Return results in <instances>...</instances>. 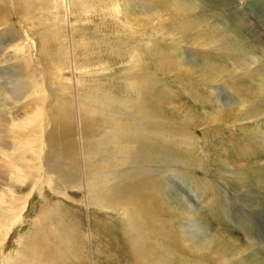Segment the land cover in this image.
Instances as JSON below:
<instances>
[{"label":"bare ground","instance_id":"6f19581e","mask_svg":"<svg viewBox=\"0 0 264 264\" xmlns=\"http://www.w3.org/2000/svg\"><path fill=\"white\" fill-rule=\"evenodd\" d=\"M140 4L145 9L162 6V13L172 14L168 22L157 26L163 31L171 27V43L158 42L159 49L151 48L146 54L160 68L171 70L168 74L184 89L163 84L149 72L148 60H140L138 69L131 74L123 71L117 79L126 91L135 93L134 100L83 92L78 85L88 67L80 64L96 60L92 59L95 53L108 52L111 63L113 52L120 49L121 23L134 21ZM195 4L191 0H0V264H121L120 255L110 249L104 236L108 226L115 228L116 217L133 223L136 237L130 238L129 250L142 264H204L193 256L201 254L210 263L246 264L239 260L243 249L237 238L220 228L206 233L193 218V206L183 212L162 197L171 182L163 177L161 164L172 162V141L186 140V126L194 128L196 138L207 135L213 143L227 132L228 141L224 138L220 144L219 140L222 147L214 149L218 168L225 174L245 169L253 176L264 174L260 164L264 159V65L245 51L231 30L215 23L206 27L184 16ZM73 13L83 17L97 13L100 30L96 34L80 30L76 39V28L60 24V17ZM12 18L17 32L11 29ZM140 20L146 24L144 18ZM109 29L116 35L117 47L114 42L107 45L103 31ZM181 50L195 60L184 61ZM213 89L222 90L224 99L215 98ZM23 101L21 113L8 109L12 102ZM132 128L139 131L134 142L129 138ZM236 158L245 160V165L235 171ZM148 162L153 167H146ZM176 173L211 212L220 216L227 210L230 200L220 196L218 189L217 194L213 181L205 180L206 173L202 179ZM13 182L19 184L18 191ZM21 188L28 193L21 194ZM35 195L39 204L33 203ZM162 206L180 212L178 233L170 213L167 218L159 214ZM32 209L35 216L29 221ZM256 210L246 213L251 216ZM27 225L31 231L21 236ZM66 243L76 260L67 253ZM184 251L188 254H180Z\"/></svg>","mask_w":264,"mask_h":264},{"label":"rangeland","instance_id":"374dc122","mask_svg":"<svg viewBox=\"0 0 264 264\" xmlns=\"http://www.w3.org/2000/svg\"><path fill=\"white\" fill-rule=\"evenodd\" d=\"M128 1H131V0H128ZM191 2H192V5H193V3L194 4L196 3L193 7L194 10H192V12H188L187 13L188 15H184V16H188L190 19L194 18V20H196V22H198V24L200 23L201 25L206 26V27H207V25L210 26L213 23H215V24H217V26L220 25V27H222V28L231 30L236 35L237 40L243 46L245 51L247 53L250 52L251 54H254L253 56L256 57V59H258L259 65L260 64L264 65V0H191ZM111 5H114V3ZM140 6L141 7L137 10L138 14L136 13L135 17L139 23L142 20V19L140 20V18H144V23H146V24H143L142 23L143 21H141V23L139 24L136 21V19L134 20L135 22L131 19L130 22L128 20H125L128 23L127 22L121 23V30L119 31V34H118V36L120 37V42L118 45V46H120V49H118L117 52H113V54L115 56H113L111 63H109L107 61V59L111 57V54L108 52L106 54H104V53H100V54L97 53L96 54L95 53V56L92 55V59H96V60H94V61L89 60L87 63H83V64L81 63L80 64V66L84 65V66L88 67V68H86L85 79L82 80L81 85H78L83 90V92L89 93V94L96 96V97L102 96V97L110 98L112 100L113 99H115V100L116 99L117 100L123 99L126 101L134 100V96H136L135 93L132 91L131 92L126 91V89L124 88L126 86L124 84H122V82H120L117 79H118V77L121 76V72H123V71H125L127 73L129 72L131 74L136 69H138L137 64H138V61H140V60L144 61L145 63L148 60L146 65L147 66L150 65V68L148 67L149 72L152 73V75L156 76V78L159 79L160 82H163V84L170 86L171 88L174 86H180L181 88L184 89L183 83H179L178 81H176V83H175L172 73L168 74V72L171 70H169L168 68H164V67L160 68V66H159L160 64L158 63V61L150 59L146 54L147 51H149L151 48L152 49H159L157 46L158 42L163 41L166 43V41H167V43H168V41L171 39V36H169L170 34H173L171 27L168 28L167 31H163L160 29L157 30V26H158V24L161 25V24H165V22H168V19L170 18V16H172V14L169 13L170 16H166L165 13H162L163 8H164V7L162 8V6L160 7V9H156L155 7H151V9H145L142 7L141 4H140ZM144 10H145V12H144ZM151 11H152V13H151ZM108 14H111V13L108 12ZM161 14H163L164 16ZM71 15H73V16L60 17V19H61L60 24L65 28H69V29H75L76 28V30H77V33L75 36L76 39L78 37V33L80 30H86L90 34L91 33L96 34V31L100 30V28H99V24H101L100 16H98L97 13H92V14H89V16H84V17L78 16L75 13H73ZM107 16H109V15H107ZM111 16H113V15H111ZM147 16H149V18H145ZM153 18H154V21L152 20ZM63 20H64V22H63ZM66 21L69 23H67ZM233 21H235V22H233ZM11 22H12L11 29H13L14 31L17 32L18 27L16 26L15 19L12 18ZM237 22H238V26H236ZM63 23H65V24H63ZM66 23H67V25H66ZM239 23H240V25H239ZM138 24L141 27L138 26ZM154 24H156V25H154ZM134 25H136V27ZM133 26L135 27V29H133L134 28ZM143 26H145V27H143ZM130 27H131V29H130ZM232 28H234V31L232 30ZM110 31H111L110 29L103 31L104 32L103 34L106 35L107 39H109V42H110V43L107 42V45H109V46L113 45V42H114V47L115 46L117 47V43H116V39H115L116 35H115V33H112ZM151 31L153 32V34ZM160 31H162V32H160ZM141 33H142V35H141ZM167 33H168V35H167ZM83 37L88 39L87 35H83ZM167 37H169V38H167ZM163 39H165V40H163ZM144 40L147 42H145ZM169 43H171V42L169 41ZM135 45H136V47H135ZM94 48H95V45H94ZM65 50L66 49L64 48V51ZM181 51L182 52H179V55L180 54L183 55L182 58L184 59V61L186 59H187L186 62H189L190 60L191 61L195 60V59H192L193 55H190V54L186 53V51H185V54H187V56H186L184 54V51L183 50H181ZM143 53H144V55H143ZM65 55H67V51H65ZM108 55H109V57H107ZM150 60H152V62ZM177 63H178V65H180L182 62L179 64V61H178ZM134 66H136V67H134ZM118 67H119V69H117ZM262 69H264V68L262 67ZM112 75H114V76H112ZM111 82H113V83H111ZM119 83H120V85H119ZM120 86H122V87H120ZM185 86H186V84H185ZM213 90L215 91L214 92L215 98L218 97L221 100L224 99L223 95H225V93L222 90H218V91H216L215 89H213ZM206 92H208V90ZM184 95H185L184 97L187 98L189 100V102H191V104L193 105L192 99L189 96V94L184 93ZM220 95H222V96H220ZM1 102H2V99L0 96V105H1ZM22 103H24V101L21 102L20 104H17V105L14 102H12V105L10 104L11 107H9L8 109L11 108L16 113H21L22 111L19 110V107H20V105H22ZM126 111L128 112V110H126ZM193 112L196 113L195 111H193ZM185 128L186 129H184L183 131L185 133H187L186 140L181 139V137H179V138L173 139V141H172V144H174V145L171 144V146H172L171 150L174 151V155H173V158L171 160L172 162L168 165L167 164H161L162 170L164 171L163 177L165 179H167L169 182H171V185H170V183H168L170 188H168L167 193L164 192V194H162V197L166 201L169 200V203H173V204L176 203L180 210L183 209V212L188 211L193 206L196 209L194 212L193 218H194L195 222H197L196 224L198 226H200L202 228V230L205 231L206 233L213 234L214 232L217 231V229L220 228L219 230H222L223 233H226L227 235H231V236L237 238L239 243L242 245V249H243L242 250L243 253L239 257V260L241 262H245L246 264H259V263L264 264V212L263 213L261 212L262 209L264 210V174L258 175V176H253L252 174H249L247 172V169L243 170L240 173L238 172L235 174H231L229 172V173L225 174L223 170L219 169V168H221L220 167L221 165H220V162L218 160H216V158H217L215 156L216 150H214V149L216 146L222 147L221 145L218 146V144H217V142L219 140H220V144H221V141L223 144V141L225 139L228 141L229 138L226 136L227 132L225 131V134H223L221 136L222 138L218 139L216 142H215V138H214L215 143H213L211 141L212 140L211 137L207 136V135L204 137H202V136L200 137V135L198 134L197 135L198 137L196 138V135L194 133L195 130L192 126H186ZM138 135H139L138 129H136V128L130 129L129 138L133 142H134V139H136ZM188 137H190V138H188ZM194 137L196 139H194ZM206 137H208L206 139L208 141L207 144H205V141H206L205 138ZM190 139H192V140H190ZM102 144H103L102 146H104V147L106 146L107 150H108V148L110 149V146L108 144H106V143H102ZM208 144H210V145H208ZM104 147H101L102 150H106V148H104ZM192 149H193V151H191ZM186 151L188 154L186 153ZM204 151L206 153H204ZM181 152H185V153L180 154ZM192 152H195V153H192ZM192 154H193V157H192L193 160H190L188 158V156L189 155L192 156ZM176 155L178 158L176 157ZM194 155H195V157H194ZM213 155H214V157H213ZM204 159H206V160H204ZM233 159H234V157H233ZM193 161L195 162V164ZM235 161H236L237 165H239L238 167H236L235 171L238 170L241 166L245 165V162H244L245 160L236 158ZM263 162H264V159L260 161V164L262 163L264 165ZM149 163L150 162H148V164H145L146 167H153L152 163H150L151 165ZM204 164L208 165V168L206 170L204 169V166H203ZM190 165H191V167H190ZM166 170H167V172H166ZM187 171H189V172H187ZM176 172H178V173L181 172V174L187 173L186 177L189 179L193 178L194 175L198 176L202 179V178H204V174L206 173L205 180H208L210 182L213 181V183L216 187V191L218 189L220 196L222 195V196L228 198V200H230V202H228V204H227V208H226L227 210L222 211V213H220V216L215 214L216 212H214V213L211 212L210 208L208 206H206V203L204 202V200L202 198H200L199 195H196V193H194L195 191L191 187H189V189H188L186 184H184V182L182 183L181 180H179L178 178L175 177L177 174ZM190 173H192V174H190ZM112 174H115V173H113V171H112ZM9 176H10V178H12L13 174L10 172ZM184 176H185V174H184ZM106 177H108V176H106ZM175 179H177V180H175ZM215 181H217V182L215 183ZM11 184L12 185L14 184L15 186L17 185L16 189H14V190L18 191V185L19 184L16 182H13ZM27 190L28 189L21 188L20 193L23 195L25 193L27 194L28 193ZM218 191H217V194H219ZM169 194H172V195H169ZM237 198H239L241 200H238ZM33 199H35L33 201V203L39 204L36 195L33 197ZM234 204H236V207H234L235 206ZM189 206H190V208H189ZM162 208H163L162 209L163 211L161 210V212H159V214L161 216H165L167 218L168 214L170 213V216L172 217L171 219H173V221H174L173 226L175 227L181 219V217H180L177 220V218H178L177 215H178V213L180 214V212L168 210V209L164 208L163 206H162ZM250 209H253V210L257 209L256 210L257 213H253L251 216L247 215L246 210L250 211ZM32 211H33V209H32ZM32 211L29 213V216H30V217H28L29 221L32 220V218L35 216L34 211L33 212ZM164 211H166V212H164ZM175 218H176V222H175ZM114 223H115V228L113 227V229H112V227L108 226L107 227V233H104V236L105 237L107 236L106 241H108V243H111V244H109L111 246L110 249L113 252L117 251L118 255H120L121 264H142L141 261L137 260L135 258V256L130 254V250H129V246H130L129 244L131 241L130 238L133 239L136 237V236H133V232H134L133 231L134 230L133 223L129 222L128 220H125L124 218H121V217H116L114 219ZM173 226H172V228H174ZM31 228L32 227H30L29 225L25 226L24 229H22L20 231L21 236L25 235L26 233H29V231H31ZM175 228L176 229H174V231H176L177 233H178V231L181 230V228H179L177 226ZM188 229H189V227H188ZM109 232H110V234H109ZM20 233H19V235H20ZM111 234H113V235H111ZM66 248H67L66 249L67 253L72 255V259H75L76 257L74 256V253L72 252V250H71L72 248L69 245V243H66ZM184 253L188 254V251H184L180 254H184ZM176 255H178V252ZM193 256L195 258H197L198 260H201L204 264H213L214 263L212 261L210 263V260L207 258V255L201 254L199 257H197L195 255H193Z\"/></svg>","mask_w":264,"mask_h":264}]
</instances>
